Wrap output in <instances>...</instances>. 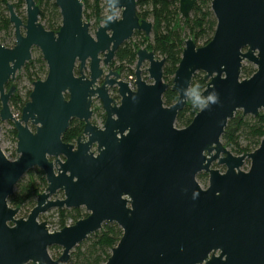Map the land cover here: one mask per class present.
<instances>
[{
  "label": "water",
  "instance_id": "obj_1",
  "mask_svg": "<svg viewBox=\"0 0 264 264\" xmlns=\"http://www.w3.org/2000/svg\"><path fill=\"white\" fill-rule=\"evenodd\" d=\"M23 1L26 21L8 5L15 46L0 42V119L14 124L18 155L15 161L5 156L0 128V264H69L72 252L105 224L123 231L106 264H264V138L243 156L222 142L236 113L264 114V0L212 1L214 37L204 47L185 42L172 86L179 99L171 107L164 104L165 59L137 52L135 90L110 70L136 33L152 36L153 24L140 19L137 0H107L109 14L95 37L81 0H55L59 32L41 24L36 0ZM197 2L180 1L181 20L191 17ZM34 49L48 75L33 84L17 119L10 105L17 87L7 86L32 61ZM245 63L256 67L249 79L242 78ZM198 73L207 82L202 97L215 94L217 100L178 129ZM94 101L106 115L102 128L92 122ZM73 120L85 127L67 144L63 136ZM247 161L250 169L243 172ZM215 163L226 172L213 169ZM35 168L48 187L28 218L18 220L20 209L9 199ZM201 174L209 177L207 190L198 182ZM59 193L64 199L53 200ZM80 208L89 216L61 231L39 222L52 210ZM55 247L62 249L57 260L50 255Z\"/></svg>",
  "mask_w": 264,
  "mask_h": 264
},
{
  "label": "trees",
  "instance_id": "obj_2",
  "mask_svg": "<svg viewBox=\"0 0 264 264\" xmlns=\"http://www.w3.org/2000/svg\"><path fill=\"white\" fill-rule=\"evenodd\" d=\"M84 4V19L87 23L92 20L99 26L103 23L107 14V5H102L103 0H81ZM181 0H137L138 16L153 24V32L150 38L143 33H136L133 40L126 43L117 53L116 59L111 66L115 71H121L123 76L128 78L134 76L137 63V52L145 48L153 52L157 58L165 59L164 81L169 85V89L164 95V104L171 107L179 99L178 93L172 90L173 81L182 60L185 42L193 39L198 47L208 45L215 34L217 21L211 10L213 0H198L191 17L188 20H181L180 16ZM12 0H0V29L5 31V37L0 42L5 45L7 41L15 39V30L9 18L8 5ZM41 8L40 20L46 23V29L51 32H59L62 26V17L55 0H36ZM21 18L26 20L20 12L25 8L23 0L13 5ZM179 20L180 25H179ZM6 46V45H5ZM15 46V45H14ZM24 77L33 85L35 82L46 79L48 68L42 55L35 61H31L22 70ZM256 73V69L244 66L242 78L249 79ZM76 74L80 75L79 69ZM147 76L146 73H144ZM147 79V77H145ZM207 87L205 74L195 75L191 84L186 108L180 112L176 127L178 129L187 128L201 111V107L206 106V101L202 94ZM10 86H8V90ZM31 90L23 97L13 96L10 102L11 108H15L22 113L23 108L30 101ZM0 102V112H1ZM94 125L99 121L105 123L106 115L103 108L96 109ZM13 127L14 125L11 124ZM84 123L73 120L69 130L63 136V141L67 144L75 141L83 134ZM9 138L17 144V132L14 127L8 133ZM264 138V114L258 117L245 116L242 112L236 113L229 122L226 132L222 138L223 145L235 156H243L255 152L261 145ZM13 153V159L18 157ZM200 182H207L208 176L201 174L198 176ZM48 187L46 177L41 169L35 168L27 173L17 185L15 192L9 199L12 208H19L21 213L27 218L29 213L36 207L38 195L45 192ZM62 195V194H61ZM58 230H62L70 225L76 224L82 219H86L89 214L84 208L61 209L55 211ZM40 220H47L46 215H42ZM71 223V224H70ZM123 236V231L117 224H105L103 229L90 236L85 242L77 247L71 254L69 264H106L112 255V251L119 244ZM61 250L52 248L51 251Z\"/></svg>",
  "mask_w": 264,
  "mask_h": 264
},
{
  "label": "rangeland",
  "instance_id": "obj_3",
  "mask_svg": "<svg viewBox=\"0 0 264 264\" xmlns=\"http://www.w3.org/2000/svg\"><path fill=\"white\" fill-rule=\"evenodd\" d=\"M18 3V0H12L11 2V5H15ZM102 5H107L106 4V0H103L102 1ZM22 13V16L26 18L27 16V13H26V7L23 8L21 11ZM105 13L108 15L109 13V9L107 7V9L105 10ZM118 18H121V12L118 13ZM41 24L46 27V23L41 21ZM180 20H179V25H180ZM91 25V35L93 37H95V34L98 30L99 27L103 26L104 24H100L99 26H97L95 24V21H91L89 23ZM5 31H3L2 29H0V39L3 40V38L5 37ZM6 47L8 48H13L14 45H15V39H11L9 41L6 42ZM141 49H145V48H141ZM146 50V49H145ZM41 52L38 50V49H34L33 50V59L32 61H35L36 59L39 58V56H41ZM244 66H249V67H252L253 69H256V67L250 63H245ZM148 64H145L144 67H143V71L144 73L146 72V70L148 69ZM84 74L88 77L89 76V72L88 71H85ZM148 76V75H147ZM145 75H143L144 79L145 77H147ZM148 78V77H147ZM45 80V79H44ZM122 80H124V78H122ZM146 80V79H145ZM125 81V80H124ZM129 82V80L127 81ZM150 83V82H148ZM13 85H16L17 87V91H16V94L15 96L17 97H23V96H26V94L31 90H33V85L24 77V72H20L17 74V78H16V81L12 84ZM102 107V104L99 102V101H94V104H93V107H92V110L93 112H95L96 109H99ZM12 109V112L14 114V116L17 118V119H20L21 116H22V113L20 114L19 111L15 108H11ZM96 115L94 114L93 116V120L97 117H95ZM11 122H2L1 119H0V128L2 130L1 132V148L5 154V156L10 160V161H15L13 158V153L17 151V144H14L13 141L9 138V131L14 127L11 126ZM14 125V124H13ZM103 123L102 121H99L98 124L96 126H98L99 128H102L103 127ZM30 129L35 132V128L30 126ZM69 144H73V143H69ZM17 154V153H16ZM18 157V156H17ZM18 159V158H17ZM16 159V160H17ZM213 169L215 170H219L221 173H225L226 172V168L223 167V166H219L218 163H215L213 165ZM250 169V162L247 161L244 168L242 169L243 172H248ZM198 182L200 184V186L202 187L203 190H207L208 189V186H209V177H208V180L207 182H200L199 179H198ZM62 193H59L55 198H53V200H63L64 199V196L63 194L61 195ZM55 211L56 210H52L50 211L49 213L45 214L46 215V218L47 220L45 221H42V220H39L40 223H44V222H47V225H48V228L50 229V232H58L60 230H58V227H56L55 223H57V218H56V214H55ZM31 213V212H30ZM29 213V215H30ZM28 218V217H27ZM25 216H24V213L22 212L21 213V210L19 211V214H18V217L17 219L20 220V219H27ZM71 224V223H70ZM72 226V225H70ZM62 254V249L61 250H57V251H54L52 252L50 250V255L51 257L54 259V260H57Z\"/></svg>",
  "mask_w": 264,
  "mask_h": 264
},
{
  "label": "flooded vegetation",
  "instance_id": "obj_4",
  "mask_svg": "<svg viewBox=\"0 0 264 264\" xmlns=\"http://www.w3.org/2000/svg\"><path fill=\"white\" fill-rule=\"evenodd\" d=\"M106 4H107V0H106ZM108 7V6H107ZM16 11V10H15ZM17 13V12H16ZM18 14V13H17ZM109 14V13H108ZM19 15V14H18ZM107 17H108V15H107ZM23 19V18H22ZM107 19V18H106ZM24 20V19H23ZM24 21H26V20H24ZM90 23V22H89ZM105 23V21L103 22V23H101V24H104ZM144 34V33H143ZM133 40V39H132ZM131 40V41H132ZM115 59H116V57H115ZM115 61V60H114ZM114 63V62H113ZM113 65V64H112ZM136 65H137V63H136ZM110 70H113V69H111V67H110ZM113 71H115V70H113ZM121 74H122V72L121 71H119ZM135 72H136V66H135ZM144 72V71H143ZM146 73V72H145ZM147 74V73H146ZM143 75H144V73H143ZM148 75V74H147ZM122 76H123V74H122ZM148 77V76H147ZM123 78H124V80L127 82L128 80H129V85H130V88H131V86H134V88H131L132 90H135V81H136V77H135V74H134V76H131V78L130 77H128V78H126V77H124L123 76ZM148 79V78H147ZM146 79V80H147ZM16 81V80H15ZM14 83V82H13ZM13 83H10V84H8V86H10V88L11 87H13L12 86V84ZM8 86H7V90H8ZM10 90V89H9ZM8 90V91H9ZM110 95H111V97L112 98H114L116 101H119V97H118V93H117V90L116 89H111L110 90ZM103 108V107H102ZM104 111V110H103ZM105 113V112H104ZM94 116V115H93ZM93 120V119H92Z\"/></svg>",
  "mask_w": 264,
  "mask_h": 264
},
{
  "label": "clouds",
  "instance_id": "obj_5",
  "mask_svg": "<svg viewBox=\"0 0 264 264\" xmlns=\"http://www.w3.org/2000/svg\"><path fill=\"white\" fill-rule=\"evenodd\" d=\"M217 100V96L215 94H211L207 97V100L204 102V104L206 105L208 102H212L215 103ZM201 110H203V105L201 107Z\"/></svg>",
  "mask_w": 264,
  "mask_h": 264
},
{
  "label": "built area",
  "instance_id": "obj_6",
  "mask_svg": "<svg viewBox=\"0 0 264 264\" xmlns=\"http://www.w3.org/2000/svg\"><path fill=\"white\" fill-rule=\"evenodd\" d=\"M131 78V77H130ZM131 88H134V86H131Z\"/></svg>",
  "mask_w": 264,
  "mask_h": 264
}]
</instances>
